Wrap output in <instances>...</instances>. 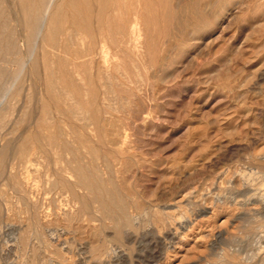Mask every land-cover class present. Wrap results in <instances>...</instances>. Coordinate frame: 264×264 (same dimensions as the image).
Segmentation results:
<instances>
[{
	"label": "rangeland",
	"instance_id": "obj_1",
	"mask_svg": "<svg viewBox=\"0 0 264 264\" xmlns=\"http://www.w3.org/2000/svg\"><path fill=\"white\" fill-rule=\"evenodd\" d=\"M69 1L0 0V264H264V0Z\"/></svg>",
	"mask_w": 264,
	"mask_h": 264
},
{
	"label": "bare ground",
	"instance_id": "obj_2",
	"mask_svg": "<svg viewBox=\"0 0 264 264\" xmlns=\"http://www.w3.org/2000/svg\"><path fill=\"white\" fill-rule=\"evenodd\" d=\"M12 1V0H11ZM16 1H18V3H19V5H22V2H23V0H13V2H16ZM60 2V0H45V2H43L42 3V20L40 21V24H38V26H37V35H36V41L37 42H39V39H41V40H45L44 39V37H47V43L50 45V46H52V44L55 42V40H56V35H57V32H58V29H59V23H60V21H59V19H58V15L60 14V8H61V6H59L58 4L59 3H56V2ZM222 1V0H221ZM63 2V1H62ZM66 2V1H65ZM78 2H79V0H70L69 2H67V3H69V5L72 7V8H74V11L76 12V14L77 15H79V9H78ZM12 3V2H11ZM33 4H35L34 2H32ZM140 3V2H139ZM13 4V3H12ZM66 4V3H65ZM198 5V4H197ZM16 6H18V5H16ZM31 6V5H30ZM59 6V7H58ZM19 7V6H18ZM67 7V6H66ZM65 7V8H66ZM135 7V6H134ZM133 7V8H134ZM198 7V6H197ZM31 8H32V6H31ZM34 8V7H33ZM32 8V9H33ZM39 8V7H38ZM67 8H69V7H67ZM19 9H20V7H19ZM82 10H85L84 8H82ZM18 11V10H17ZM20 11H21V9H20ZM34 12H35V9L33 10ZM19 12V11H18ZM79 12V13H78ZM85 12V11H84ZM62 13V12H61ZM136 13V12H135ZM18 14V13H17ZM32 14V13H31ZM87 15H88V12L86 13ZM195 14V13H194ZM204 14V13H203ZM38 15V14H37ZM134 15V14H133ZM207 15V14H206ZM20 16V15H19ZM65 16H66V14H65ZM204 16V15H203ZM32 17V16H31ZM35 17V16H34ZM79 17V16H78ZM22 18V17H21ZM65 18V17H64ZM16 19V18H15ZM63 19V18H62ZM138 19V18H137ZM25 20V19H24ZM67 21V20H66ZM35 22H37V20H35ZM61 23H63V22H61ZM136 19H133V20H131L130 21V23H129V32H130V37H131V46H132V44H133V42H134V40H135V43H134V48H137V44H138V41H136V39H135V37H134V39H132V37H133V35H134V33H136L135 31H136V29H138L137 28V26H136ZM67 28V27H66ZM125 29V28H124ZM140 31V30H139ZM70 32V31H69ZM64 35V34H63ZM60 38V37H59ZM58 40H60V39H58ZM59 42V41H58ZM130 43V42H129ZM36 44H38V43H36ZM91 45V44H90ZM39 47V46H38ZM106 47V46H105ZM83 49V48H82ZM51 50V49H50ZM131 50V49H130ZM132 51V50H131ZM105 53V52H104ZM105 55V54H104ZM103 55V56H104ZM106 57V56H105ZM75 58V57H74ZM104 58V57H103ZM72 59V58H71ZM64 60V59H63ZM69 60V59H68ZM65 61V60H64ZM71 61V60H70ZM76 61H77V59H76ZM81 62V61H80ZM83 62V61H82ZM72 63V62H71ZM74 63H76V62H74ZM79 63V62H78ZM65 64H66V62H65ZM73 65V64H72ZM76 65V64H75ZM68 66H70V64H68ZM74 68H76V67H74ZM70 69V68H69ZM73 70V69H72ZM71 70V71H72ZM76 70V69H75ZM70 81V80H69ZM50 88V87H49ZM65 88V87H64ZM56 94V93H55ZM77 94V93H76ZM77 96V95H76ZM78 99V98H77ZM38 100V99H37ZM40 100V99H39ZM53 135V134H52ZM50 136V135H49ZM52 138V137H51ZM54 138V137H53ZM46 140H47V138H46ZM57 140V139H56ZM55 140V141H56ZM48 141V140H47ZM49 142V141H48ZM51 142V141H50ZM48 145H49V143H48ZM54 146V144L52 143L50 146ZM21 152H23V151H21ZM77 166H79V165H77ZM81 167V166H80ZM82 169V168H81ZM63 170H64V168H63ZM75 171V170H74ZM64 172V171H63ZM69 174V173H68ZM86 174V173H85ZM70 175H71V173H70ZM78 176V175H77ZM76 176V177H77ZM78 178V177H77ZM88 178V177H87ZM78 182V181H77ZM84 182H85V180H84ZM84 182H82V183H84ZM75 183V182H74ZM81 184V183H80ZM79 184V185H80ZM97 186V185H96ZM98 187V186H97ZM110 193V192H109ZM112 195H114V194H112ZM94 197V196H93ZM115 198V197H114ZM116 199V198H115ZM121 204H122V202H121ZM41 205V204H40ZM66 215V214H65ZM167 215V214H166ZM162 216V215H161ZM168 217V216H167ZM164 220V219H163ZM116 223V222H115Z\"/></svg>",
	"mask_w": 264,
	"mask_h": 264
}]
</instances>
